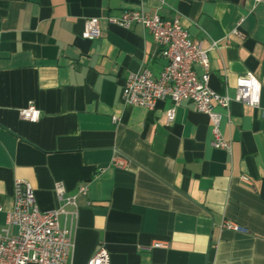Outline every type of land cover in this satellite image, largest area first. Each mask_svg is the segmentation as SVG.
<instances>
[{"label":"crops","instance_id":"0c3cea01","mask_svg":"<svg viewBox=\"0 0 264 264\" xmlns=\"http://www.w3.org/2000/svg\"><path fill=\"white\" fill-rule=\"evenodd\" d=\"M125 11L176 15L193 42H217L207 58L218 94L232 97L246 73L258 80L256 108L213 107L229 150L211 146L210 120L190 102L170 124L168 100L122 104L128 74L156 78L165 64L147 29L107 22ZM87 18L99 19L92 40L81 38ZM30 103L35 123L18 115ZM15 180L40 211L58 207L55 183L75 198V215L58 219L73 245L66 264L99 248L109 264H264V1L0 0V228Z\"/></svg>","mask_w":264,"mask_h":264},{"label":"built area","instance_id":"2783aa9c","mask_svg":"<svg viewBox=\"0 0 264 264\" xmlns=\"http://www.w3.org/2000/svg\"><path fill=\"white\" fill-rule=\"evenodd\" d=\"M264 0H254L256 3ZM161 5L163 1L160 2ZM107 22L123 29L135 24L147 29L158 50V55L165 64L154 78L143 69L131 73L125 79L120 99L125 106L141 107L153 110L160 101L168 100L169 108L165 111L166 123L174 120L176 108L184 101L190 102L194 110L205 114L211 124L215 149L229 150V144L219 134L221 115L213 110L218 106L227 110L231 102L246 104L256 108L259 104L260 84L250 73L237 78L234 94L220 95L208 86L207 52L216 48L217 42H210L205 49L199 42H193L180 24L178 16L164 19L157 13L148 14L140 11H125L119 17L107 18ZM99 19L87 18L83 24L81 38L92 40L99 36ZM234 34L236 31L234 30ZM200 67L201 75L195 72ZM21 120L35 123L40 113L30 103L18 111ZM116 121V118H112ZM117 167H123L125 160L117 158ZM247 182L246 178H242ZM84 188L79 193H84ZM54 193L58 207L40 211L36 205L34 192L23 180H15L12 189V207L6 213L5 222L0 228V264H66L72 250L69 234L59 227L60 216L75 215L67 207L75 208V198L67 196L61 183L54 184ZM222 229L245 232L233 222L224 221ZM167 243L155 241L151 248H166ZM86 264H109L104 248H99Z\"/></svg>","mask_w":264,"mask_h":264}]
</instances>
